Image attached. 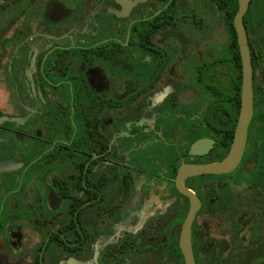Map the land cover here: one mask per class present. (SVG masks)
<instances>
[{
  "label": "flooded vegetation",
  "instance_id": "1",
  "mask_svg": "<svg viewBox=\"0 0 264 264\" xmlns=\"http://www.w3.org/2000/svg\"><path fill=\"white\" fill-rule=\"evenodd\" d=\"M240 2L0 0V264H264V0L192 171Z\"/></svg>",
  "mask_w": 264,
  "mask_h": 264
},
{
  "label": "water",
  "instance_id": "2",
  "mask_svg": "<svg viewBox=\"0 0 264 264\" xmlns=\"http://www.w3.org/2000/svg\"><path fill=\"white\" fill-rule=\"evenodd\" d=\"M244 9H245L244 0H241L240 10L235 20V26L238 32V41L240 45L242 61L244 64L243 65L244 78H243V86H242V113L237 130V136H236L237 138L232 150V154L225 162L216 166H208V167L193 169L192 171L195 173H209V172H216L218 170H223L229 167L230 165L234 164L236 161H238L244 150L247 125L253 113L252 68H251V60L246 42L244 27H243ZM187 243L189 244L188 248H186ZM183 248L187 256L188 264H193V257L191 254V247H190V232L188 233V236L184 233Z\"/></svg>",
  "mask_w": 264,
  "mask_h": 264
}]
</instances>
